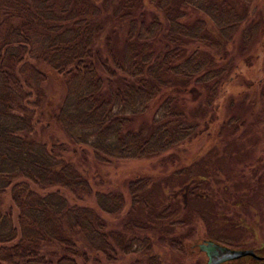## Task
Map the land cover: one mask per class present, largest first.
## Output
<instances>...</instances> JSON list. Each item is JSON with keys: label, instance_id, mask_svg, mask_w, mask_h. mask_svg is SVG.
I'll return each mask as SVG.
<instances>
[{"label": "trees", "instance_id": "trees-1", "mask_svg": "<svg viewBox=\"0 0 264 264\" xmlns=\"http://www.w3.org/2000/svg\"><path fill=\"white\" fill-rule=\"evenodd\" d=\"M147 1L159 13L149 21L141 0H0V264H163L149 233L182 225L165 223L175 215L171 203L155 211L146 174L126 181L123 194L95 190L89 167L172 155L205 132L215 139V113L244 77L230 71L223 45L241 34L247 49L264 23L250 21L232 0ZM105 5L127 23L120 50L110 33L105 51L97 46ZM194 13L199 17L189 21ZM253 61H243L245 70ZM45 69L62 81L51 115L43 107ZM189 83V91L206 92L204 123L195 132L198 123L185 124L179 107ZM151 104L157 111L138 123ZM87 154L94 162L86 168ZM199 184L185 186L187 203L207 198ZM138 212L148 220H135ZM121 215L122 227L109 230L106 217ZM166 239L171 253L185 255L181 240Z\"/></svg>", "mask_w": 264, "mask_h": 264}, {"label": "rangeland", "instance_id": "rangeland-1", "mask_svg": "<svg viewBox=\"0 0 264 264\" xmlns=\"http://www.w3.org/2000/svg\"><path fill=\"white\" fill-rule=\"evenodd\" d=\"M232 1L238 10L247 12L250 21L264 23V0H252L248 4L243 0ZM140 3L148 15L146 21L150 20L149 16H159L156 8L147 0H141ZM104 15L105 30L102 38L96 39L97 46L104 52V37L110 33L114 48L120 50L127 23L111 17L107 5ZM196 16L199 17V14L194 13L189 21ZM263 29L264 24L257 26L247 49L241 46V34H237L232 43L223 45L224 50L227 48L230 71L239 69L244 72V77L235 79L220 111L215 113L221 122V127L213 133L215 139L207 140L209 133L205 132L194 141L191 136L172 155L165 153L162 157L151 160L110 159L107 162L102 161L103 165L98 162V170L89 167L90 176L95 177V190L123 194L126 181L146 174L150 178L148 193L158 202L155 211L159 212L163 207L170 206L167 205L168 202L171 203L170 211L174 210L175 215L165 223L175 221L182 225L170 229L169 233L159 230L149 233L154 244V253L160 256L163 264H206V256L197 247L206 240L231 250L253 249L258 256H264V50L259 51L261 43L264 46ZM212 31L215 39H218L216 31ZM217 53L221 55L222 51L218 50ZM252 58L253 65L245 70L248 65L243 61ZM45 70L49 78L43 84V107L44 112L51 115L56 104L62 101V81L51 70ZM191 86L189 83L185 92L179 94L182 102L179 107L185 113V124L198 123V128L193 130L195 132L200 131L204 123L206 92L202 87L197 91H189ZM219 90L218 88L215 94L217 97L220 96ZM156 111V105L151 104L137 117L138 123L149 121ZM41 118L42 121L45 120L43 116ZM87 156L86 168L94 162L90 154ZM198 182L200 187L197 193L207 198L187 203L183 197L185 186L189 185L191 189ZM174 196H177L176 200H173ZM88 204L93 206L95 203L90 199ZM3 206H10L6 197ZM132 216L139 222L148 220L142 212ZM106 220L109 230H119L127 218L121 215L106 217ZM167 237L181 240L185 246V255L180 257L171 253ZM90 256L95 255L91 253ZM98 259L102 261V257L98 256ZM129 261L122 259L120 262L126 264ZM228 264H264V261L256 262L246 257Z\"/></svg>", "mask_w": 264, "mask_h": 264}, {"label": "water", "instance_id": "water-1", "mask_svg": "<svg viewBox=\"0 0 264 264\" xmlns=\"http://www.w3.org/2000/svg\"><path fill=\"white\" fill-rule=\"evenodd\" d=\"M197 247L200 252L205 254L207 259L206 264H226L246 257L256 262L264 261V256L255 255L252 249L231 250L211 241H204Z\"/></svg>", "mask_w": 264, "mask_h": 264}, {"label": "flooded vegetation", "instance_id": "flooded-vegetation-1", "mask_svg": "<svg viewBox=\"0 0 264 264\" xmlns=\"http://www.w3.org/2000/svg\"><path fill=\"white\" fill-rule=\"evenodd\" d=\"M259 81H261V79Z\"/></svg>", "mask_w": 264, "mask_h": 264}]
</instances>
